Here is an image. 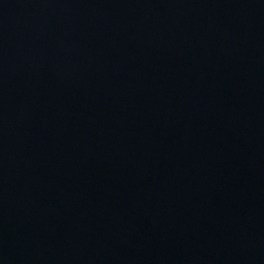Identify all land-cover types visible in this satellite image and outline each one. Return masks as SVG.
Returning a JSON list of instances; mask_svg holds the SVG:
<instances>
[{"label": "water", "instance_id": "95a60500", "mask_svg": "<svg viewBox=\"0 0 264 264\" xmlns=\"http://www.w3.org/2000/svg\"><path fill=\"white\" fill-rule=\"evenodd\" d=\"M0 264H264V0H0Z\"/></svg>", "mask_w": 264, "mask_h": 264}]
</instances>
